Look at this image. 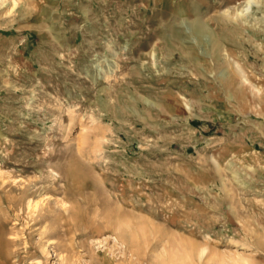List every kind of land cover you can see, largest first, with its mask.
<instances>
[{
	"label": "rangeland",
	"instance_id": "1",
	"mask_svg": "<svg viewBox=\"0 0 264 264\" xmlns=\"http://www.w3.org/2000/svg\"><path fill=\"white\" fill-rule=\"evenodd\" d=\"M0 264H264V0H0Z\"/></svg>",
	"mask_w": 264,
	"mask_h": 264
}]
</instances>
